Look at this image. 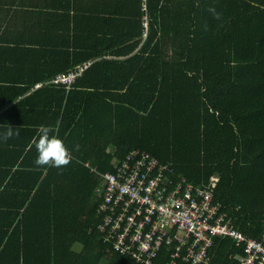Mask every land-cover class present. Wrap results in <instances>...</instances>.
Wrapping results in <instances>:
<instances>
[{
	"label": "trees",
	"instance_id": "obj_1",
	"mask_svg": "<svg viewBox=\"0 0 264 264\" xmlns=\"http://www.w3.org/2000/svg\"><path fill=\"white\" fill-rule=\"evenodd\" d=\"M128 1L144 8L129 14L130 40L119 43L121 55L139 49L127 66L94 63L72 91L41 88L36 106L25 97L34 86L80 64L41 73L40 82L13 69L14 83L2 85L0 125L18 135L5 139L0 128V264H135L99 228L102 175L135 149L171 163L195 187L217 176L214 201L238 231L264 234V0ZM57 121L52 134L71 162L37 166L30 142ZM235 252L216 240L213 263L239 264ZM167 261L162 254L154 264Z\"/></svg>",
	"mask_w": 264,
	"mask_h": 264
},
{
	"label": "built area",
	"instance_id": "obj_2",
	"mask_svg": "<svg viewBox=\"0 0 264 264\" xmlns=\"http://www.w3.org/2000/svg\"><path fill=\"white\" fill-rule=\"evenodd\" d=\"M147 29L143 17V39ZM92 64L88 61L72 73H60L30 92L59 86L72 91L77 77ZM176 175L171 163L138 149L119 160L113 173L103 174L99 212L104 220L99 228L108 231L106 242L135 264H154L162 254L168 258L166 264H214L215 241L229 240L239 264H264V234L261 239L244 236L214 201L218 177L195 187Z\"/></svg>",
	"mask_w": 264,
	"mask_h": 264
},
{
	"label": "crops",
	"instance_id": "obj_3",
	"mask_svg": "<svg viewBox=\"0 0 264 264\" xmlns=\"http://www.w3.org/2000/svg\"><path fill=\"white\" fill-rule=\"evenodd\" d=\"M143 6L128 0H0V104L4 101L2 85L14 83L13 69L24 82L35 76L40 82L41 73L82 65L87 57L93 64L102 60L127 66L139 49L121 55L117 53L123 49L119 43L130 40L125 32L135 19L129 14L136 15ZM117 26L122 34H117ZM38 91L25 96L33 94L28 100L33 106L43 100L34 96ZM45 104L46 98L40 112ZM33 114L32 120L42 122L39 113Z\"/></svg>",
	"mask_w": 264,
	"mask_h": 264
},
{
	"label": "clouds",
	"instance_id": "obj_4",
	"mask_svg": "<svg viewBox=\"0 0 264 264\" xmlns=\"http://www.w3.org/2000/svg\"><path fill=\"white\" fill-rule=\"evenodd\" d=\"M58 127L59 122L57 121L55 127L41 125L37 128V135L30 142V146L34 145L36 149L37 155L34 163L37 166L61 168L71 162V154L64 142L57 135L52 134ZM0 128L5 129V139L18 135V131L8 124L0 125Z\"/></svg>",
	"mask_w": 264,
	"mask_h": 264
},
{
	"label": "rangeland",
	"instance_id": "obj_5",
	"mask_svg": "<svg viewBox=\"0 0 264 264\" xmlns=\"http://www.w3.org/2000/svg\"><path fill=\"white\" fill-rule=\"evenodd\" d=\"M76 248H77V249H79L80 247H79V246H77Z\"/></svg>",
	"mask_w": 264,
	"mask_h": 264
}]
</instances>
